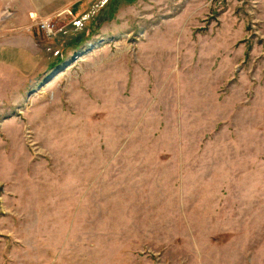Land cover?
<instances>
[{
  "label": "rangeland",
  "instance_id": "1",
  "mask_svg": "<svg viewBox=\"0 0 264 264\" xmlns=\"http://www.w3.org/2000/svg\"><path fill=\"white\" fill-rule=\"evenodd\" d=\"M16 1L56 5L0 100V264H264V0Z\"/></svg>",
  "mask_w": 264,
  "mask_h": 264
},
{
  "label": "crops",
  "instance_id": "2",
  "mask_svg": "<svg viewBox=\"0 0 264 264\" xmlns=\"http://www.w3.org/2000/svg\"><path fill=\"white\" fill-rule=\"evenodd\" d=\"M14 1L6 0L8 6L12 4L15 7L11 17H3V10H0V100L10 95L18 101L45 63L43 48L32 30V18L53 11L56 3L48 8L34 5L26 8L16 7L18 1ZM80 1L72 5L73 2L67 0V12L71 7L75 11L80 10Z\"/></svg>",
  "mask_w": 264,
  "mask_h": 264
},
{
  "label": "built area",
  "instance_id": "3",
  "mask_svg": "<svg viewBox=\"0 0 264 264\" xmlns=\"http://www.w3.org/2000/svg\"><path fill=\"white\" fill-rule=\"evenodd\" d=\"M53 22L41 20L37 23L39 29H42L47 36L51 37L52 34L55 33V24L52 25Z\"/></svg>",
  "mask_w": 264,
  "mask_h": 264
}]
</instances>
